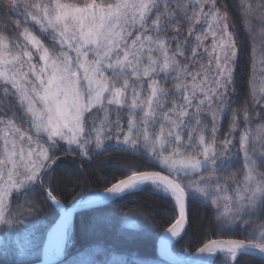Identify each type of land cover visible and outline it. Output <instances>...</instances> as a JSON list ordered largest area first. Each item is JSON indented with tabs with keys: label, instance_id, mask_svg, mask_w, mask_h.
<instances>
[{
	"label": "snow or ice",
	"instance_id": "6c2138e0",
	"mask_svg": "<svg viewBox=\"0 0 264 264\" xmlns=\"http://www.w3.org/2000/svg\"><path fill=\"white\" fill-rule=\"evenodd\" d=\"M237 14L252 51L247 101L233 108ZM61 152L147 161L121 166L124 178L98 198L169 199L162 257L195 201L218 231L241 236L203 243L195 264H264V0H0V236L40 264H67L74 211L91 203L65 207L54 193ZM44 203L60 210L46 232Z\"/></svg>",
	"mask_w": 264,
	"mask_h": 264
},
{
	"label": "trees",
	"instance_id": "16d2710c",
	"mask_svg": "<svg viewBox=\"0 0 264 264\" xmlns=\"http://www.w3.org/2000/svg\"><path fill=\"white\" fill-rule=\"evenodd\" d=\"M231 23L239 32L243 54L237 70V92L233 99V108H240L247 101L249 54L251 44L238 14ZM228 121H222L221 132H226ZM61 148H66L63 143ZM60 167L55 174L54 193L65 207L78 201H86L92 196L102 193L116 180L124 178L121 166L137 165L140 161L148 167L147 161L126 153L109 152L99 155L91 162L82 161L78 154L61 152ZM41 229L46 232L57 221L60 210L50 203L43 204ZM172 203L161 194L151 190L136 192L106 206L89 209L75 215L72 223V234L69 245L65 249L64 260L67 264H115L119 260L151 258L150 264H167L158 258L157 242L161 234L172 221ZM147 222H145V219ZM189 223L183 238L175 240L171 250L176 255L185 252L194 254L198 248L210 239L241 238L238 233H221L216 228V220L212 210L198 202H191L188 212ZM11 237L0 249V264H34L40 255L31 254L23 257L19 254ZM5 243L7 250H5ZM243 264H261L253 257L241 258ZM223 258L217 256L214 264H222Z\"/></svg>",
	"mask_w": 264,
	"mask_h": 264
},
{
	"label": "water",
	"instance_id": "95a60500",
	"mask_svg": "<svg viewBox=\"0 0 264 264\" xmlns=\"http://www.w3.org/2000/svg\"><path fill=\"white\" fill-rule=\"evenodd\" d=\"M118 199H120V198L115 199V201L118 200ZM86 201H91V203L85 204L83 207H77L76 210L74 211L73 219H74L75 215L78 214L79 212L86 211V210H89V209L98 208V207H102V206H106L108 204H111V203L115 202V201H112V200H101V199L98 198V195L93 197V198H91V199H89V200H86ZM59 218H60V216H59ZM59 218L57 219V221L59 220ZM55 223L53 224V226L55 225ZM165 232H166V230L161 234V236L159 237L158 242H157V254H158V258L161 261H163V262H165L167 264H195V262L197 260L203 259V257L198 253V251L196 253H194L193 255H191L186 260H180V259L176 258V256H170L168 258L162 257L160 255L161 237L165 234ZM253 258L259 259L258 257H253ZM61 259L64 260V255L61 257ZM42 260H43V256L41 254L39 261L34 263V264H40V261H42Z\"/></svg>",
	"mask_w": 264,
	"mask_h": 264
},
{
	"label": "rangeland",
	"instance_id": "374dc122",
	"mask_svg": "<svg viewBox=\"0 0 264 264\" xmlns=\"http://www.w3.org/2000/svg\"><path fill=\"white\" fill-rule=\"evenodd\" d=\"M256 22H254V24H255ZM258 30V28L257 27H254V29H253V31H257ZM251 51H252V47H251ZM251 53V52H250ZM98 194H96V195H94V196H92L91 198H93V197H95V196H97ZM91 198H89V199H91ZM88 199V200H89ZM222 233V232H221ZM223 234V233H222ZM220 238H222V237H220ZM218 239V238H217ZM4 240H5V238H4V236H0V249L2 248V245L4 244ZM15 242H16V240H15ZM174 242V241H173ZM15 244V246H16V249H19V247H20V245L19 244H17V243H14ZM196 253V252H195ZM33 255H35L36 253H32ZM191 255H193V254H190L189 252H185V253H183V255H176L175 253H173V256H176V258H178V259H180V260H186V259H188L189 258V256H191ZM31 255H29V254H25V255H23V257H30ZM213 264H214V262H213Z\"/></svg>",
	"mask_w": 264,
	"mask_h": 264
},
{
	"label": "bare ground",
	"instance_id": "6f19581e",
	"mask_svg": "<svg viewBox=\"0 0 264 264\" xmlns=\"http://www.w3.org/2000/svg\"><path fill=\"white\" fill-rule=\"evenodd\" d=\"M171 253H172V251H171ZM171 256H173V253H172V255Z\"/></svg>",
	"mask_w": 264,
	"mask_h": 264
}]
</instances>
